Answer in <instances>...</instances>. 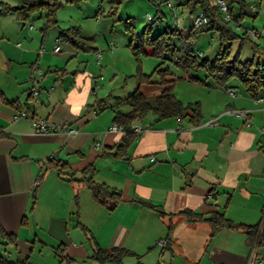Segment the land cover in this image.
Segmentation results:
<instances>
[{
  "label": "crops",
  "instance_id": "0c3cea01",
  "mask_svg": "<svg viewBox=\"0 0 264 264\" xmlns=\"http://www.w3.org/2000/svg\"><path fill=\"white\" fill-rule=\"evenodd\" d=\"M49 30L25 33L0 21V227L10 236H0V255L32 264H101L93 259L98 248L130 251L121 264H248L254 249L264 257V246L253 247L242 229L212 236L208 222L183 214L264 221V88L251 93L239 79L223 86L204 70L203 82L171 71L167 84L156 74L141 83L133 50L125 56L109 47L105 55L90 37L82 34L90 43L81 48ZM19 38L26 40L10 41ZM117 62L128 69L113 70ZM167 87L185 105L199 104L200 122L150 112L121 146L126 132L111 127L117 111H130L128 96L139 89L154 99ZM236 111H248L252 125ZM34 118L67 122L77 133L35 134ZM137 125L150 128L138 136ZM90 179L119 194L118 202H97Z\"/></svg>",
  "mask_w": 264,
  "mask_h": 264
},
{
  "label": "trees",
  "instance_id": "16d2710c",
  "mask_svg": "<svg viewBox=\"0 0 264 264\" xmlns=\"http://www.w3.org/2000/svg\"><path fill=\"white\" fill-rule=\"evenodd\" d=\"M20 5L16 8H10L9 11L17 13L21 18L27 19L30 14L35 10H47V22L43 31H48L51 27L57 24L56 12L62 5L61 0H19ZM72 2L74 0H68ZM176 5L180 8H186L191 14H196L199 11L205 13L208 18V23L201 28H194L193 26L184 34L179 29L172 28V25L167 27L163 32L156 37H151L153 27H146L142 36L138 38L137 44L132 47L134 55L138 62V76L141 83H151L154 74L158 75L159 83L167 84V78L173 77L174 74L170 68H162L160 66L166 64L168 61L178 66L184 73L183 78L194 82H203L197 77L201 71H206L208 76H212L220 85L225 86L234 78L239 79L242 84L248 89L249 92H255L258 89L264 88V74L258 69H254L256 57L264 58V51H260L259 44L254 42V38L248 32L241 35L233 31L232 23L240 25L244 19V14L234 13V3H240V10H249L247 5L243 4L241 0L228 1V7L231 14V21H226L223 18L219 8L215 2L211 0H174ZM213 4L215 6H213ZM129 25V29H131ZM211 32H218L222 43L221 50L216 54L213 59L205 58L201 54L196 53L194 50L195 43L198 37L202 34ZM60 39L63 42L70 43L73 46L85 47L90 40L83 37L81 31L77 28L62 30L60 32ZM240 42L238 53L232 55L233 41ZM249 44L253 49V59H241V52L244 45ZM148 45L152 49L150 55L161 59L162 62L156 68L152 75H145L141 71V54L149 55L146 52L145 46ZM264 66V63H258V66ZM0 90V98H2ZM126 104L130 106L129 112L117 111L115 114V123L121 126L126 132L124 143L121 145L126 147L130 140L135 137L132 133V126L135 122L143 119L148 113H155L159 119L169 117H190L191 120L198 124L201 119V112L199 104L185 105L173 93V87H167L159 96L154 99L147 98L139 89L132 93L125 100ZM136 134V133H135ZM3 134H0L2 136ZM137 135V134H136ZM129 138V139H128ZM129 140V141H128ZM52 162V161H51ZM59 166V165H58ZM56 166V167H58ZM93 191L94 199L101 203L106 204L109 198L115 199L118 202L119 194L110 192L109 188L103 184H96L92 179L87 181ZM264 213V212H263ZM192 221H206L211 226L212 233L215 235L223 228L242 229L249 243L253 247L264 246V221L256 225L236 224L229 220L222 212H213L210 215L203 216L195 214L191 211L183 212ZM1 237H10L0 227ZM131 255V252L124 248H113L111 250H103L98 248L95 250L93 259L106 264L114 262L121 264L126 256ZM0 264H32L28 260H19L17 262H10L8 259L0 255Z\"/></svg>",
  "mask_w": 264,
  "mask_h": 264
},
{
  "label": "rangeland",
  "instance_id": "374dc122",
  "mask_svg": "<svg viewBox=\"0 0 264 264\" xmlns=\"http://www.w3.org/2000/svg\"><path fill=\"white\" fill-rule=\"evenodd\" d=\"M62 5L56 12L57 24L50 28V32H58L62 30H69L77 28L81 33L94 40V45L99 47L104 54H112L109 50V44L114 42L116 49L113 53H120L121 55L129 56L132 54V47L137 44L138 37L146 27H153L151 37H156L159 33L164 31L167 27L171 26L174 22V17L170 9L166 5V0H61ZM249 8L248 15L241 21L240 25L232 23L233 31L241 35L244 32L253 31L258 35L254 38V42L259 44L260 51H264V0H241ZM20 5L19 0H0V21L3 24H11L12 22L18 23L21 30L25 33L28 31L40 33L47 22V10H35L27 19L21 18L17 13L9 11L10 8H16ZM213 6H215L213 4ZM253 7L255 9H251ZM257 9V11H256ZM234 12L240 13V3H234ZM162 13L166 14L165 17ZM254 13H256L254 15ZM151 14L158 21L150 23L147 15ZM178 16L180 18V29L184 34H188L185 26H189L190 12L186 8L178 7ZM162 21V22H161ZM131 25V29H129ZM40 36V35H39ZM26 39H29L26 37ZM25 38L18 40H10L11 43L24 42ZM133 42L131 49L129 48L130 42ZM146 52L149 55L141 54V61L143 70L147 74L155 71L157 66L162 62L152 55V49L146 45ZM222 43L218 32H211L202 34L198 37L194 50L196 53L202 51V56L205 58L213 59L216 54L221 50ZM240 42L233 41L232 55L238 53ZM253 49L249 44L244 45L241 52V59L243 62L253 59ZM134 60V59H132ZM138 63V62H137ZM258 63H264L263 57H256L254 69L262 71L264 66H258ZM127 64L117 62L113 70L126 71ZM162 68H170L176 75L180 74L182 70L174 63L168 61L166 64L160 66ZM264 74V71H262ZM201 74V73H200ZM158 75H155L157 79ZM28 79V78H27ZM239 82L237 78L233 79V83ZM121 83V79L117 81L116 85Z\"/></svg>",
  "mask_w": 264,
  "mask_h": 264
},
{
  "label": "built area",
  "instance_id": "2783aa9c",
  "mask_svg": "<svg viewBox=\"0 0 264 264\" xmlns=\"http://www.w3.org/2000/svg\"><path fill=\"white\" fill-rule=\"evenodd\" d=\"M166 5L167 7L170 9V11L172 12V15L174 17V22L172 24V28L174 29H179L181 28V23H180V18L178 16V6L176 5L174 0H166ZM215 5L219 8L220 12L223 15V18L226 21H231L232 17L229 11V7H228V0H215ZM251 9H255L253 7H250ZM257 11V9H256ZM147 19L150 22H154V21H158V19L154 18L151 14L147 15ZM208 18L205 15L204 12L199 11L198 13H196L194 15L193 18V27L194 28H201L204 25H206L208 23ZM249 35L253 38H257L258 35L255 34L253 31H248ZM60 42V41H59ZM109 47L111 50H114L116 47V44L114 42H111L109 44ZM61 51V45L58 44V46H56V48L54 49V53H59ZM98 56L101 58L102 57V53L99 52ZM36 71L39 74H42V70H40L39 68L36 69ZM35 87L33 88L32 91V95L34 97H38L40 94V82H36L35 81ZM235 114L246 120V124L247 126H251L252 122L249 119V112L248 111H236ZM20 116H26L25 112H21ZM212 124L214 123L213 121L211 122ZM150 126L149 125H137L133 128V131L138 135H142L144 132H146L147 130H149ZM33 130L35 134H58V133H65L67 135H75L77 133V130L68 126L67 122H64L62 124H57L54 122H51L49 120L46 119H40V118H34L33 119ZM111 131L113 132H118V131H123V128L121 126L115 125L113 127H111ZM264 132V129H263ZM35 185L38 186L39 185V181L35 182ZM158 244L160 246H165L166 245V241L161 240L158 242ZM248 264H264V257L261 256L256 249L252 250L251 255L249 257L248 260Z\"/></svg>",
  "mask_w": 264,
  "mask_h": 264
}]
</instances>
